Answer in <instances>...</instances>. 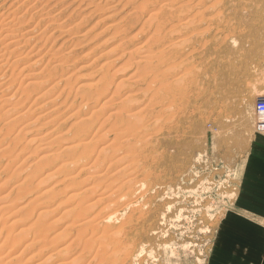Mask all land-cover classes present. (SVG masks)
<instances>
[{
	"label": "rangeland",
	"instance_id": "374dc122",
	"mask_svg": "<svg viewBox=\"0 0 264 264\" xmlns=\"http://www.w3.org/2000/svg\"><path fill=\"white\" fill-rule=\"evenodd\" d=\"M4 17L0 264H264L222 239L229 217L264 229V0H0Z\"/></svg>",
	"mask_w": 264,
	"mask_h": 264
},
{
	"label": "bare ground",
	"instance_id": "6f19581e",
	"mask_svg": "<svg viewBox=\"0 0 264 264\" xmlns=\"http://www.w3.org/2000/svg\"><path fill=\"white\" fill-rule=\"evenodd\" d=\"M33 4H34V3H33ZM41 6H42V5H41ZM6 14H7V13H6ZM21 14H22V13H21ZM2 15H4V14H2ZM9 16H10V15H9ZM13 16H14V15H13ZM13 16H11V18H12ZM2 17H3V16H2ZM19 18H20V16H19ZM20 20H21V19H20ZM12 22H14V21H13V20L8 21V19H7L6 17H4V18H0V48H1V46H3V49H0V68H1V69H2V64H5V62H6V61L4 60L6 51H8L12 46L14 47L15 44L19 43V42H18V41H19V40H18L19 35L17 34V32H18L19 29H18V30H17V29H14L13 26L15 25V23L11 24ZM187 22H188V21H184L183 23H182V22H180V23H181V25L183 24L185 28H187V27L185 26V24H186ZM59 23H60V22H59ZM19 24H20V23H19ZM58 27H59V26H58ZM69 27H70V26H69ZM5 31H7V34H4ZM25 32H26V31H25ZM64 32H65V30H64ZM21 33H22V32H21ZM23 33H24V32H23ZM24 34H25V33H24ZM51 34H52V33H51ZM20 35H21V34H20ZM22 35H23V34H22ZM22 35H21V36H22ZM25 35H26V34H25ZM31 36H32V35H31ZM28 37H30V35H29ZM183 38H184V37H183ZM124 39H125V38H124ZM179 39H181V38H179ZM179 39H177V40H179ZM182 41H184V39H183ZM184 42H185V41H184ZM189 42H190V41H189ZM16 46H17V45H16ZM172 46H173V45H172ZM32 47H33V46H32ZM175 47H176V46H175ZM32 49H33V48H32ZM30 50H31V49H30ZM39 50H40V48H39ZM9 51H10V50H9ZM27 51H29V50H27ZM36 52H37V51H36ZM8 53H9V52H8ZM10 53H11V52H10ZM6 54H7V53H6ZM26 54H27V53H26ZM146 56H147V55H146ZM146 56H145V57H146ZM6 58H7V57H6ZM9 58H10V57H9ZM11 58H12V57H11ZM17 58H18V57H17ZM139 61H140V60H139ZM172 61H173V60H172ZM54 62H55V61H54ZM63 62H65V61H63ZM136 63H137V62H136ZM175 63H176V62H175ZM175 63H174V64H175ZM64 64H65V63H64ZM171 64H172V63H171ZM172 65H173V64H172ZM14 67H15V66H14ZM82 68H83V67H82ZM155 68H156V67H155ZM153 69H154V68H153ZM167 69H168V68H167ZM5 70H6V69H5ZM160 70H161V69H160ZM162 70H163V69H162ZM20 71H21V70H20ZM44 71H45V70H44ZM52 71H54V70H52ZM136 71H137V70H136ZM166 71L168 72V70H166ZM166 71H165V72H166ZM169 71H170V70H169ZM4 72H5V71H4ZM155 72H156V71H155ZM155 72H154V73H155ZM165 72H164V73H165ZM167 72H166V73H167ZM150 73H151V72H150ZM154 73H153L152 79H153V78H154V79L157 78V77H154V76H155ZM166 73H165V75H168V74H166ZM168 73H169V72H168ZM62 74H63V73H62ZM159 74H160V73H159ZM0 75H1V74H0ZM12 75H13V74H12ZM140 75H141V74H140ZM140 75H139V76H140ZM142 75H143V74H142ZM157 75H158V74H157ZM103 76L106 77V76H105V73L103 74ZM5 77H6V76H5ZM13 77H14V76H13ZM99 77H100V76H99ZM104 77H103V78H104ZM134 77H135V76H134ZM8 78H9V77H8ZM8 78H7V79H8ZM150 78H151V77H150ZM158 78L161 79L160 77H158ZM99 79L101 80V78H99ZM152 79H151V80H152ZM164 79H165V78H164ZM164 79H163V80H164ZM103 80L105 81V79H103ZM149 80H150V79H149ZM151 80H150L149 83L146 82V83L149 84V86H151V84H150V83H152ZM155 80H157V79H155ZM155 80H152V81H155ZM12 81H14V79L11 80L10 83H12ZM101 81H102V80H101ZM134 81H135V79H134ZM147 81H148V80H147ZM165 81H166V80H165ZM42 82H43V81H42ZM42 82H41V83H42ZM89 82H90V81H89ZM89 82H88V83H89ZM98 82H99V81H97V80H93V81H91V83H90L88 86H90V88H92L91 86H95V87L98 88V85H97ZM102 82H103V81H102ZM137 82H138V81H137ZM158 82H159V81H158ZM176 82H177V81H176ZM178 82H179V81H178ZM181 82H182V81H181ZM1 83L4 84V85H6V82H5V81H3V82L1 81ZM1 83H0V86H1ZM7 83H9V82H7ZM156 83H157V82H156ZM156 83L153 82L152 86H153L154 84H156ZM174 83H175V82H174ZM109 84H110V83H109ZM159 84H161V82H160ZM159 84H156V85H155V88H157L156 86L159 85ZM175 84H176V83H175ZM7 85H8V84H7ZM26 85H27V84H26ZM96 85H97V86H96ZM146 85H147V84H146ZM84 86H85V85H84ZM84 86H83V87H84ZM106 86H107V85H106ZM159 86H160V85H159ZM161 86H162V85H161ZM163 86H164V85H163ZM165 86H166V85H165ZM176 86L178 87L179 84L176 85ZM110 87H111V86H110ZM110 87H106V88H110ZM167 87H169V86H167ZM172 87H173V86H172ZM179 87H181V86H179ZM85 88H86V86H85ZM158 88H159V87H158ZM158 88H157V89H158ZM20 89H21V88H20ZM101 89H102V88H101ZM114 89H115V88H114ZM114 89H113V90H114ZM146 89H147V87H146ZM166 89H167V88H166ZM175 89H176V88H175ZM183 89H184V88H183ZM8 90H9V89H8ZM81 90H82V89H81ZM91 90H92V89H91ZM139 90H140V89H139ZM159 90H161V88H160ZM159 90H158V91H159ZM162 90L164 91V87H163ZM184 90H185V89H184ZM100 91H101V90H100ZM102 91H103V90H102ZM104 91H106V89H104ZM114 91H115V90H114ZM23 92H24V91H23ZM88 92H89V91H88ZM95 92H98V91L96 90ZM107 92H109V91H107ZM112 92H113V91H112ZM151 92H152V91H151ZM154 92H155V91H154ZM161 92H162V91H161ZM180 92H181V91H180ZM21 93H22V92H21ZM90 93H91V92H90ZM93 93H94V91H93ZM100 93H101V92H100ZM110 93H111V90H110ZM152 93H153V92H152ZM163 93H164V92H163ZM27 94H28V93H27ZM104 94H106V93H103V95H102V93H101V96H104ZM112 94L114 95L115 93H112ZM157 94H158V93H157ZM81 95L84 96V97H82V98H85V95H87L88 97H91V95L88 94V93L85 94V95H84V93H83V94L81 93ZM93 95H94V94H93ZM93 95H92V97H91L92 99H94V98H93ZM95 95H96V93H95ZM97 96L99 97L100 95L98 94ZM108 96H111V95H108ZM108 96H107V97H108ZM158 96H159V95H158ZM162 96H163V95H162ZM172 96H173V95H172ZM7 97H8V96H7ZM10 97H11V96H10ZM95 97H96V96H95ZM104 98H105V97H104ZM108 98L110 99V98H112V96H111V97H108ZM108 98H106V100H105V99H104V100L107 102V99H108ZM123 98L125 99L126 97H123ZM123 98H122V100H123ZM130 98H131V97H130ZM130 98H129V100L131 101ZM96 99H98V98H96ZM99 99H100V97H99ZM132 99H133V98H132ZM171 99H172V98H171ZM173 99H174V98H173ZM5 100H6L7 102L10 103V102L12 101V97H11V98H6ZM17 100H18V99H17ZM88 100H90V99H88ZM125 100H126V99H125ZM127 100H128V97H127ZM149 100H150V99H149ZM15 101H16V100H15ZM18 101H20V100H18ZM34 101H35V100H34ZM97 101H98V100H97ZM105 101H104V103H105ZM130 101H128V103H130ZM135 101H136V100H135ZM121 102H122V101H121ZM131 102H132V101H131ZM180 102H181V101H180ZM13 103H14V101H13ZM13 103H12V104H13ZM16 103H17V102H16ZM123 103H124V102H122V103H120V104H123ZM125 103H126V102H125ZM133 103H134V102H133ZM135 103H136V102H135ZM135 103H134V104H135ZM157 103H158V102H157ZM131 104H132V103H131ZM136 104H137V103H136ZM145 104H146V103H145ZM255 104H256V102H255ZM6 105H7V104H6ZM15 105H16V104H15ZM125 105H126V104H125ZM122 106H123V107L120 106V107H121L120 111H121L123 108L125 109L124 105H122ZM130 106H131V105H130ZM130 106L128 105V107H130ZM136 106H137V105H136ZM144 106H145V105H144ZM144 106H143V107H144ZM16 107H17V106H16ZM102 107H103V106H102ZM143 107H142V108H143ZM150 107H151V106H150ZM7 108H8V107H7ZM133 108H134V107H133ZM133 108H131L130 110H132ZM135 108H136V107H135ZM162 108H164V107H162ZM138 110H139V109H138ZM120 111H119V112H120ZM122 111H123V110H122ZM11 112H12V111H11ZM126 112H127V111H126ZM128 112H129V111H128ZM128 112H127V113H128ZM133 112H135V111H133ZM133 112L131 113V111H130V112L124 117V119L126 118V120H128L127 122H128V124H130L129 127H126L127 125L125 126L126 123H124V125H123V124H121V125H122L123 128H125V127H126L127 129L129 128V130H127L128 132H134V133H135V131H137V129H134L135 126H136V124H135V125H134V124H131V123H130V122H131L130 120H132V119L134 118L133 120L135 121V119H137V117L139 118V116H137V114L139 115V112H135V113H133ZM3 113H4V112H3ZM24 113H25V112H24ZM90 113H91V112H90ZM136 113H137V114H136ZM254 113H255V106H254ZM115 114L118 115L117 113H115ZM135 114H136V115H135ZM8 116H9V115H8ZM119 116H120V115H119ZM119 116H118V117H119ZM254 116H255V115H254ZM87 117H89V116H87ZM153 117H154V116H153ZM12 118H13V117H12ZM85 118H86V117H85ZM89 118H90V117H89ZM94 118H96V117H94ZM143 118H144V117H143ZM137 120H139V119H137ZM137 120H136V122H137V124H138L139 121H137ZM142 120H143V119H142ZM7 121H8V120H7ZM12 121H13V120H12ZM107 121H108V120H107ZM119 121H120V119H119ZM147 121H148V120H147ZM157 121H158V120H157ZM78 122H79V121H78ZM78 122H77V123H78ZM140 122H141V120H140ZM86 123H87V122H86ZM115 123H116V122H115ZM121 123H122V122H121ZM132 123H133V122H132ZM141 123H142V122H141ZM156 123H157V122H156ZM7 124H11V121H10V123H7ZM139 124H140V123H139ZM142 124H144V123H142ZM79 125H80V124H79ZM84 125H85V124H84ZM89 125H90V124H89ZM121 125H119V126H121ZM158 125H159V124H158ZM9 126H10V125H9ZM11 126H12V125H11ZM77 126H78V125H77ZM87 126H88V125H87ZM115 126H116V125H115ZM124 126H125V127H124ZM137 126H138V125H137ZM140 126H141V125H140ZM143 126H144V125H143ZM145 126H146V125H145ZM78 127H79V126H78ZM78 127H77V128H78ZM80 127H81V126H80ZM98 127H99V126H98ZM83 128H84V127H83ZM103 128H104V127H103ZM126 128H125V129H126ZM132 128H133V129H132ZM139 128H140V127H139ZM141 128H142V127H141ZM86 129H87V128H86ZM86 129H85V130H86ZM130 129H132V131H131ZM144 129H146V127H145ZM144 129H143V130H144ZM79 130H81V129H79ZM96 130H97V129H95V131H96ZM133 130H134V131H133ZM139 130H140V129H139ZM81 131H82V130H81ZM114 131H115V129H114ZM116 131H117V130H116ZM119 131H120V130H119ZM140 131H141V130H140ZM78 132H80V131H78ZM78 132H77V133H78ZM117 132H118V131H117ZM141 132H142V131H141ZM154 132H155V131H154ZM107 133H108V132H107ZM136 133H137V132H136ZM142 133H143V132H142ZM78 134H80V133H78ZM94 134H95V133H94ZM104 134H105V133H104ZM147 134H148V133H147ZM96 135H97V134H96ZM117 135L119 136V134L117 133L115 137H117ZM93 136H94V135H93ZM120 136H121V135H120ZM120 136H119V139H120ZM123 136H124V135H123ZM123 136H122V137H123ZM129 136H130V135H129ZM133 136H134V135H133ZM99 137H100V136H99ZM131 137H132V136H131ZM93 138H94V137H93ZM112 138H113V137H112ZM126 138H127V137H126ZM128 138H129V137H128ZM145 138H146V137H145ZM79 139H80V138H79ZM97 139H98V138H97ZM117 139H118V138H117ZM74 140H75V139H74ZM83 140H84V139H83ZM121 140H122V139H121ZM127 140H128V139H127ZM136 140H137V139H136ZM112 141H113V140H112ZM130 141H131V140H130ZM145 141H146V139H145ZM128 142H129V141H128ZM117 143H118V142H117ZM111 144H112V143H111ZM111 144H110V145H111ZM127 144H128V143H127ZM142 144H143V143H142ZM128 145H129V144H128ZM108 146H109V145H108ZM117 146H118V144H117ZM117 146H116V147H117ZM123 146H124V144H123ZM129 146H130V145H129ZM65 148H67V150H70V148H72V147H71V145H67ZM83 149H84V148H83ZM89 149H90V148H89ZM89 149H88V150H89ZM129 149H130V148H129ZM65 150H66V149H65ZM132 150H133V149H132ZM76 151H77V150H76ZM84 151H85V150H84ZM99 151H100V150H99ZM112 151H113V150H112ZM125 151H126V150H125ZM105 152H106V151H105ZM115 152L118 153L116 150H115ZM131 152H132V151H131ZM140 152H141V151H140ZM66 153H67V152H66ZM69 153H70V152H69ZM87 153H88V152H87ZM89 153H90V152H89ZM116 153H115V154L113 153V154H114L117 158L120 157L119 155H122V154H119V155H118L119 157H118ZM134 153H135V152H134ZM82 154H83V153H82ZM98 154H99V153H98ZM68 155H69V154H68ZM90 155H91V153H90ZM46 156H47V155H46ZM122 156H123V155H122ZM122 156H121V157H122ZM128 156H130V155H128ZM137 156H138V155H137ZM44 157H45V156H44ZM75 157H76V156H75ZM79 157H80V156H79ZM96 157H97V156H96ZM104 157H105V156H104ZM76 158H77V157H76ZM108 158H110V157H108ZM125 158H126V157H125ZM132 158H133V157H132ZM132 158H131V159H132ZM71 159H72V158H71ZM98 159H99V158H98ZM98 159H97V161H98ZM120 159H121V158H120ZM122 159H124V158L122 157ZM117 160H119V159H117ZM124 160H125V159H124ZM134 160H135V159H134ZM79 161H80V160H79ZM86 161H87V160H86ZM97 161H96V162H97ZM111 161H112V160H111ZM128 161H129V159H128ZM107 162H108V161H107ZM119 162H120V161H119ZM121 162H122V161H121ZM69 163H70V162H69ZM93 163H94V161H93ZM116 163H117V162H116ZM123 163H124V162H123ZM129 163H130V162H129ZM64 164L67 165L66 162H65ZM108 164H109V163H108ZM132 164H133V163H132ZM139 164H140V163H139ZM7 165H8V164H7ZM68 165H69V164H68ZM121 165H122V164H121ZM125 165H126V164H125ZM89 166H90V165H89ZM121 168H122V166H121ZM121 168H120V169H121ZM124 168H125V167H124ZM87 169H89V168H87ZM98 170H99V169H98ZM108 170H109V169H108ZM116 171H117V170H116ZM128 171H129V170H128ZM95 173H96V172H95ZM90 174H91V173H90ZM104 177H105V176H104ZM117 177H118V176H117ZM94 179H99V178H94ZM102 179H104V178L102 177ZM132 180H133V179H132ZM101 181H102V180H101ZM103 181H104V180H103ZM93 182H94V181H93ZM99 182H100V179L98 180L97 183H99ZM128 182H130V181H128ZM94 184H96V183H94ZM112 184H113V183H112ZM126 184H127V183H126ZM127 185H128V184H127ZM124 186H125V185H124ZM107 187H108V186H107ZM119 187H120V186H119ZM87 188H89V187H87ZM92 188H93V187H92ZM112 188H113V187H112ZM93 190H94V188H93ZM126 190H127V189H126ZM90 192H91V191H90ZM92 192H93V191H92ZM107 194H108V193H107ZM115 194H116V193H115ZM123 194H124V193H123ZM7 195H8V194H7ZM84 196H85V195H84ZM105 196H106V195H105ZM112 196H113V195H112ZM112 196L107 195V196L105 197L106 200H107V202H109V201L112 200ZM86 197H88V196H86ZM82 198H83V196H82ZM84 199H85V198H84ZM87 199H88V198H87ZM2 200H4V199L2 198ZM2 200H1V201H2ZM89 200H90V199H89ZM89 200H88V201H89ZM96 200H97V199H96ZM99 200H101V199H99ZM104 200H105V199H104ZM113 200H114V199H113ZM113 200H112V202H113ZM101 201H102V200H101ZM131 201H132V200H131ZM83 202H84V201H83ZM83 202H80V201H79V204H80V203H83ZM92 203H93V202H92ZM94 203H95V202H94ZM99 203H100V202H99ZM116 203H117V202H116ZM77 204H78V203H77ZM107 204H108V203H107ZM81 205H82V204H81ZM4 206H5V205H4ZM4 206H3V207H4ZM10 206H11V204H10ZM85 206L87 207L86 204H85ZM89 206H90V203H89ZM89 206H88V208H90ZM106 207H107V206H106ZM118 207H119V206H118ZM81 208H83V207H81ZM81 208H80V209H81ZM84 208H85V207H84ZM81 210H82V209H81ZM88 210H89V209H88ZM88 210H87V211H88ZM79 211H80V210H79ZM83 211H85V209H83ZM44 212H45V211H44ZM42 213H43V212H42ZM110 213H111V212H110ZM115 213H116V212H115ZM115 213H114V214H115ZM81 214H82V213H81ZM114 214H109V215L106 214L107 216L105 215L104 218H103V220L105 219V221H106V220H108V219L114 217ZM82 215H83V214H82ZM105 217H106V218H105ZM94 218H95V217H94ZM78 220H79V219H78ZM93 220H94V219H93ZM93 220H92V223H93ZM81 222H82V221H81ZM83 222H84V221H83ZM102 222H103V221H102ZM38 223H39V222H38ZM38 223H37V224H38ZM89 223L91 224V222H89ZM34 224H35V223H34ZM35 225H36V224H35ZM40 225H41V224H40ZM79 226H80V224H79ZM90 226H91V225H90ZM92 226H93V225H92ZM48 227H49V226H48ZM81 227H82V226H81ZM38 228H39V227H38ZM43 228H44V227H43ZM45 228L47 229V227H45ZM79 229H80V228H79ZM37 230H38V229H37ZM42 230H44V229H42ZM79 231H80V230H79ZM93 231H94V230H93ZM83 232H84V231H83ZM95 232H96V231H95ZM80 233H82V232H80ZM87 233H88V232H87ZM37 234H38V233H37ZM78 235H79V234H78ZM54 237H55V236H54ZM50 238H51V237H50ZM88 238H89V237H88ZM52 240H53V239H52ZM52 240H51V241H52ZM10 241H12V240H10ZM89 241H90V240H89ZM85 242H86V241H85ZM90 242H91V241H90ZM90 242H88V244H89ZM85 244H87V243H85ZM91 244H92V243H91ZM85 246H87V245H85ZM90 246H92V245H90ZM87 247H88V246H87ZM83 248H84V247H83ZM112 248H113V246H112ZM112 248H111V249H112ZM59 250H60V249H59ZM79 252H80V251H79ZM109 252H110V251H109ZM81 253H82V252H80V254H81ZM97 253H98V251H97ZM107 253H108V252H107ZM99 254H100V253H99ZM66 255H67V254H66ZM113 255H114V254H113ZM73 257H74V256H73ZM76 259H77V258H75L74 260H76ZM71 260H72V259H71ZM74 260H73V262H74ZM79 260H81V259L79 258ZM91 260H92V259H91ZM92 261H93V260H92ZM62 262H63V261H62ZM94 262H95V261H94ZM71 263H72V261H71ZM76 263H77V262H76ZM73 264H74V263H73Z\"/></svg>",
	"mask_w": 264,
	"mask_h": 264
},
{
	"label": "crops",
	"instance_id": "0c3cea01",
	"mask_svg": "<svg viewBox=\"0 0 264 264\" xmlns=\"http://www.w3.org/2000/svg\"><path fill=\"white\" fill-rule=\"evenodd\" d=\"M261 139L264 142V137H259V140ZM254 212L255 218H264V209L260 211L256 210ZM246 218L248 217H238L236 219H230L229 217V219L227 220L228 226L226 230L222 233V239L225 243L232 242L230 243V245L232 246H238V244H242V248L244 250L242 257L248 258L254 263L257 260V256L263 253L264 229L259 226V223H257L256 221L251 222L244 220Z\"/></svg>",
	"mask_w": 264,
	"mask_h": 264
},
{
	"label": "built area",
	"instance_id": "2783aa9c",
	"mask_svg": "<svg viewBox=\"0 0 264 264\" xmlns=\"http://www.w3.org/2000/svg\"><path fill=\"white\" fill-rule=\"evenodd\" d=\"M254 126L256 131L264 132V98L256 100Z\"/></svg>",
	"mask_w": 264,
	"mask_h": 264
}]
</instances>
